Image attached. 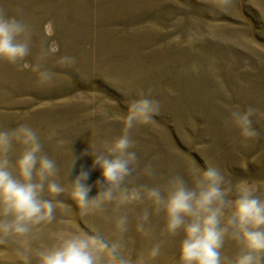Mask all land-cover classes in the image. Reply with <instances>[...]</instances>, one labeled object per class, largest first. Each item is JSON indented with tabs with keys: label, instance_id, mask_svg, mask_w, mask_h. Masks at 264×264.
<instances>
[{
	"label": "rangeland",
	"instance_id": "rangeland-1",
	"mask_svg": "<svg viewBox=\"0 0 264 264\" xmlns=\"http://www.w3.org/2000/svg\"><path fill=\"white\" fill-rule=\"evenodd\" d=\"M0 0V10L19 9L31 26L33 41L26 62L35 63L42 46L58 47L45 63L55 73L40 86L30 68L0 62V128L28 123L42 137L44 151L63 171L75 158L69 179L89 170V197L99 189L100 170L92 167L89 144L119 135L121 118L132 100L147 96L160 110L133 131L141 166L151 164L154 177L137 175L131 185L163 184L189 167L220 168L230 183L245 180L264 192V0ZM51 25L52 34L47 35ZM76 58L71 67L56 63ZM257 109L258 138L242 142L228 124V112ZM50 129L56 137L47 139ZM57 141H63L58 145ZM69 151V152H68ZM71 154V155H70ZM187 178V177H186ZM56 219L41 226L33 249L49 246L62 231L102 234L115 241L104 213L82 217L76 204L61 195ZM143 205L130 206L126 254L136 264L151 242L135 231ZM161 255L149 264H178L179 236L163 232L162 216L152 217ZM16 245H0V264H20ZM236 248L226 240L224 256ZM35 264V262H33Z\"/></svg>",
	"mask_w": 264,
	"mask_h": 264
},
{
	"label": "clouds",
	"instance_id": "clouds-1",
	"mask_svg": "<svg viewBox=\"0 0 264 264\" xmlns=\"http://www.w3.org/2000/svg\"><path fill=\"white\" fill-rule=\"evenodd\" d=\"M229 6L230 0H219L217 5L221 11ZM21 16L19 9L15 15L0 10V62L18 70L30 68L38 85L50 86L55 73L45 63L58 47L42 46L37 61L27 63L33 32ZM46 31L52 34L51 25ZM56 63L71 67L76 58L63 55ZM159 110L153 98L132 100L121 118L119 135L99 145L89 144L92 167L100 170L95 182L99 191L92 197L89 170L82 167L69 179L75 160L71 154L61 183L60 166L44 151L35 128L28 123L0 128V245H16L20 264H132L124 238L129 231L128 209L147 202L135 216V231L151 246L136 264H149L161 255L162 241L155 239L153 216H162L164 234L180 237L178 264H264V192L248 181L230 183L220 168L208 165L189 167L185 175L173 174L163 184L130 186L137 175H156L151 164L141 166L133 131L150 123ZM256 117V108L236 107L228 112V124L242 142L251 141L259 136ZM56 135L50 129L47 139ZM57 143L63 145V141ZM62 194L76 204L82 217L104 213L106 205H113L106 218L114 226L115 241L96 231H62L51 245L33 249L37 231L56 219L57 198ZM226 240L236 248L231 257L222 254Z\"/></svg>",
	"mask_w": 264,
	"mask_h": 264
}]
</instances>
